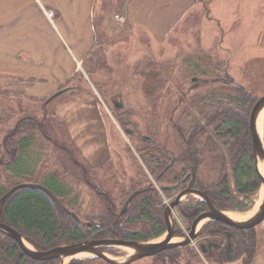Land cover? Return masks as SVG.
I'll return each instance as SVG.
<instances>
[{
  "label": "rangeland",
  "instance_id": "obj_1",
  "mask_svg": "<svg viewBox=\"0 0 264 264\" xmlns=\"http://www.w3.org/2000/svg\"><path fill=\"white\" fill-rule=\"evenodd\" d=\"M130 1L96 0L94 16L99 25L100 48L90 53L78 71L82 79L77 87L92 92L99 100L98 108L106 123L110 142L108 162L81 171L74 168L50 142L35 134L34 152L41 156L45 154L39 162L35 180L39 182L44 174L55 171L72 191L68 199L75 201L72 204L75 211L70 206L64 207L74 214L76 212L80 223H83L84 211L95 212L101 207L104 194L111 191L113 196L116 195L113 192L118 191L115 182L122 184L124 181L121 187L127 189L131 185L129 178L140 179L139 175L151 180L157 192L155 206L159 204L158 209L160 206L164 208L165 203L173 199L176 190L160 188L161 185L170 186L169 183L153 180L149 172L151 166L145 161V157L149 156L146 146L157 140L158 145L174 151L175 155L181 153L182 143L175 123L185 107L192 118L203 123V116L193 103L197 96L211 92L224 93L225 90L217 88L225 85L243 86L257 98L264 95V0H208V18L201 10L202 4L196 2L180 23L162 39L153 37L145 28L134 24L131 17H127ZM148 63L153 67H145ZM220 63L226 64L227 68L223 73H215ZM76 83L72 82L66 87L74 88ZM18 86L15 89L9 84L0 85V118L4 122L0 124V140L14 126L18 115H22V112H17L19 104L24 111L32 105L24 94L23 85ZM5 89L12 92L11 95L4 96ZM16 90L22 91V99H17L19 95L13 93ZM154 134L155 139L152 138ZM195 157L202 160L200 155ZM76 158L82 161L78 156ZM190 163L197 162L191 158ZM0 172L3 177L7 176L5 172ZM205 174L198 172L194 179L201 175L209 181L211 174ZM172 178L169 176L167 181H172ZM7 185V181L0 180V188ZM262 197L260 185L248 196H237L238 202H226L223 211L235 219H246L257 210ZM187 200V197L182 198V206L189 205L186 204ZM70 201L66 199L65 203ZM170 219L183 233L187 225L180 210H172ZM207 223L203 221L198 225V230L203 228V234L209 230L205 228L209 225ZM245 231L234 233L239 242L247 234V249L243 247V251H246L243 253L244 259L242 254L238 260L227 264H246L245 260L252 251V234L255 237L254 255L260 237H264V220ZM173 240L177 241L179 237ZM107 252L113 259L121 260L130 251L123 247H109ZM195 253L197 259L192 264H214L199 254L197 249ZM90 257L88 254L75 255L66 258L63 264H84L90 262ZM92 264L102 263L94 261Z\"/></svg>",
  "mask_w": 264,
  "mask_h": 264
},
{
  "label": "trees",
  "instance_id": "obj_2",
  "mask_svg": "<svg viewBox=\"0 0 264 264\" xmlns=\"http://www.w3.org/2000/svg\"><path fill=\"white\" fill-rule=\"evenodd\" d=\"M207 1L195 0V3L202 4L201 10L208 18L210 3L208 4ZM98 26L94 16L96 39L100 44ZM145 67L150 68L153 65L148 63ZM225 68L227 65L220 63L215 68V73H223ZM81 79L82 74L77 72L72 78L73 82L77 81L74 88H68L66 84L61 89L67 88L64 91L65 94L85 92L82 88H78L79 86L77 87L80 85ZM18 85H23L24 88L27 83L19 79L11 84L13 88ZM217 89L225 90V92L199 95L193 102L203 116V123L195 117L192 118L187 107L183 109L175 123V127L178 125L175 128L176 133L182 141L181 153L173 159L165 150L166 152L163 153L164 162L161 163L155 157L158 152L162 154V147L156 143L157 140H154L152 144L146 146L149 156L145 158L151 166L149 172L156 182L165 180L164 183L172 184L185 175L191 165H193L194 175H197L198 172L203 175L210 173L209 181L201 175L200 178L195 176L197 179L193 180V187L205 191L214 204L223 210L226 209V202L228 204L238 202L237 196H248L256 191L261 184L260 177L254 167L251 154V135L248 129L249 113L257 97L240 85H225ZM5 91L3 92L4 96H9L12 93L6 89ZM13 93L19 95L17 99H22V95H20L22 91L16 90ZM61 94L64 95L63 92ZM61 94L49 101L47 100L50 96L42 99L28 98L32 105L29 109H25V111L28 110L27 113L21 108V103L18 101L21 110L18 109L17 112H22V115H18L14 126L2 135L0 140V171L7 174L6 177H3L0 172V180L8 182L6 187L0 188V197L16 184L38 183L49 189L63 206H70L73 209L72 204L75 201L71 202L68 199L72 191L60 180L55 171L44 174L39 182L35 180L39 162L45 155L41 156L34 152L33 144L36 133L46 142H50L57 152H61L74 168L81 171L91 168L74 146L65 125L58 122L55 117V106L62 96ZM38 116L41 117L38 119ZM3 123V119L0 118V124ZM152 138H156L155 134ZM198 155L202 156V160L195 157ZM76 156L83 163L78 161ZM191 158L197 163H190ZM139 176L140 179L129 178L128 182L130 181L131 185L127 189L121 187L125 183L124 181L122 184L115 182V189L118 191L113 192L116 195L113 196L111 191H108L107 195L102 196L103 207L95 212L84 211L82 214L84 224L75 221L67 211L58 207L44 192L30 188L14 192L5 201L0 221L16 230L25 241L40 251L61 244L84 242L87 239L124 238L126 230L129 228L136 230L142 239L158 236L166 229L162 218L163 206H160L159 209V204L155 206L158 197L151 180L144 179L142 175ZM169 176H173L172 181H167ZM136 191L138 193L129 202L125 212L120 213L124 201ZM66 199L71 203H65ZM201 206L202 203L198 201L187 207L183 205L180 210L187 214L186 217L189 220L192 215L201 210ZM75 214L77 215L76 212ZM86 222L88 226L85 225ZM246 235V239L239 242L240 255L246 252L243 251V247L247 249ZM254 239L252 234V251L245 260L246 264L251 261L254 252ZM56 262V259L39 261L26 256L12 238L0 232V264H56Z\"/></svg>",
  "mask_w": 264,
  "mask_h": 264
},
{
  "label": "crops",
  "instance_id": "obj_3",
  "mask_svg": "<svg viewBox=\"0 0 264 264\" xmlns=\"http://www.w3.org/2000/svg\"><path fill=\"white\" fill-rule=\"evenodd\" d=\"M95 2L0 0V85L11 86L21 79L27 83L26 97L42 99L72 83L90 53L100 48L94 27ZM194 3L195 0H131L127 17L162 39ZM65 96L55 106L57 121L65 125L90 167L104 165L110 158V142L98 98L92 92ZM262 240L263 236L248 264H264Z\"/></svg>",
  "mask_w": 264,
  "mask_h": 264
},
{
  "label": "water",
  "instance_id": "obj_4",
  "mask_svg": "<svg viewBox=\"0 0 264 264\" xmlns=\"http://www.w3.org/2000/svg\"><path fill=\"white\" fill-rule=\"evenodd\" d=\"M64 90L57 91L56 93L52 94L47 101L51 100L52 98L58 96L61 94ZM264 111V95L258 97L256 101L254 102L250 113H249V121H248V129L251 135V144H252V156L254 161V167L256 173L260 177L261 181V188L263 197L261 200L260 205L258 206L257 210L248 218L246 219H235L233 217H230L228 214H226L224 211L217 210L211 202L202 194H200L197 191L193 190H185V192L180 193L174 201H172L164 210V216L165 221L167 225V231L165 234L164 239L161 242L158 243H149V242H141V243H135V242H127L120 239H100V240H94V241H85V242H75V243H68L63 245L55 246L51 249L40 251L36 250L26 243L24 238L18 233L16 230L11 228L10 226L2 223L0 221V232L7 235L8 237L12 238L19 246L22 253H24L26 256L39 261H45V260H51V259H58L60 261L59 264H63L64 260L66 258L80 255V254H90L92 256H97L104 261H106L109 264H128L132 262L133 260H136L140 257L146 256V255H152L158 251H160L164 247V242L166 243L169 239L172 237L171 233V223H170V209L178 203L179 197L184 194H194L199 196L200 198L205 199V201L209 205V211L206 213H203L196 217V219L193 221L191 230L194 231L196 227L203 221L207 220H219L231 227H234L236 229H250L256 225H258L260 222L264 220V175L261 173L260 167H264V133L260 135L258 131V122L261 113ZM38 189L42 192H44L58 207L65 208L60 201L57 199V197L46 187L43 185H40L38 183H20L16 184L13 187H11L8 191H6L1 197H0V215L2 211V207L5 203V201L16 191L21 189ZM172 188V187H170ZM138 192L132 193L127 200L125 201L121 212L124 211L126 206L129 204V202L132 200V198L137 194ZM70 215L78 220V217L73 212H70ZM194 235L191 236L193 238ZM189 241L186 242H178L175 244H171L172 246H182L187 244ZM106 246H115V247H123V248H131L134 251L133 255L126 256L121 260L113 259L108 257L105 253H103L99 248L106 247Z\"/></svg>",
  "mask_w": 264,
  "mask_h": 264
},
{
  "label": "flooded vegetation",
  "instance_id": "obj_5",
  "mask_svg": "<svg viewBox=\"0 0 264 264\" xmlns=\"http://www.w3.org/2000/svg\"><path fill=\"white\" fill-rule=\"evenodd\" d=\"M181 143H182V141H180V144ZM181 148H183L182 144H181ZM187 148L189 149V146H187ZM165 150L174 159V157L176 156L174 151L168 150L166 147L162 146V149H161L162 154L160 152H158L156 157H155V159L157 161H159L161 163L164 162L163 153L166 152ZM251 154H252V149H251ZM145 161L148 162L147 160H145ZM193 180H194V170H193V165H191L189 171H187L185 175L180 177L178 181H175L174 183L170 184V186L161 185L160 188H162V189L176 190V191H174L175 196L173 197V199H171V201H169L168 203H165L166 205L164 206V208L162 210V218H163L165 224H166L165 216H164L165 208L172 201H174L180 193L185 192V190H193V191L199 192L200 194L204 195L217 210L223 211L222 209H219L214 204V202L205 193V191H201V190L193 187ZM170 187H172V188H170ZM168 192L169 191H166V193H168ZM184 197L188 198V200L186 201V204L193 205L194 203H196L198 201H200L202 203L201 210L199 212L195 213L194 215H192L189 220L186 217L187 214L185 212H181V210H180V208L182 206L181 201H182V198H184ZM125 201H124V203H125ZM124 203H123V205H124ZM123 205H122V207H123ZM100 206L103 207L102 204ZM122 207L120 209V213H124L128 206H126L124 211L121 212ZM61 209H63V208H61ZM174 209L180 210L181 217H184V222H186L185 224L187 225L186 228L183 229L184 232L182 233L180 231V229H177L175 223L174 222L172 223V221L170 219L172 237L166 243L164 242V247L160 251H158L152 255H146V256L140 257L136 260H133L132 262H130L128 264H133V263L140 262V261L142 264H192L194 262V260L196 261V259H197V255L195 253L196 249L198 250L199 254H201L205 259H208V260L210 259V262L214 263V264H227V263H231L233 261H236L240 258L239 240L237 238H235L234 233H236L238 231L243 232L245 230L236 229V228L231 227V226H229V225H227V224H225L219 220H207V221H205V222H208L207 224H209L205 227V228H209V230H207V234L202 233L203 228L198 230V226L196 227V229L194 231L191 230L192 223L196 219V217L209 211V205L205 201V199L200 198L199 196L194 195V194H184V195L179 197L178 203L175 204L170 210L172 211ZM63 210L67 211L70 214V211H68L66 208H64ZM171 211H170V213H171ZM74 220L77 222H80L79 219L78 220L74 219ZM85 225L88 226V223L86 222ZM166 231H167V225H166L165 231L162 234H160L158 236L151 237V238L142 239L138 236L136 230L129 228L126 230V235L124 238H104V239H120V240H124V241L131 242V243L132 242H135V243H141V242L158 243L164 239ZM192 235H194L193 238H191ZM175 237H179V240L174 241L173 239ZM209 238L211 240L207 241ZM91 240L96 241V240H100V239H87L86 241H91ZM186 241H189V242L185 245L170 247L171 244H175L178 242H186ZM196 243H197V245H196ZM109 247H115V246H106V247H101L99 249L103 253H105L108 257H110L108 255V252H107V248H109ZM126 249L128 251H130L126 256H130V255L134 254V251L131 248H126ZM88 255H90V254H88ZM110 258H112V257H110ZM56 260H57L56 264L59 263V260L58 259H56ZM94 261H99L102 264H109L106 261H104L103 259H101L97 256H92V255L90 257V262H85L84 264H92Z\"/></svg>",
  "mask_w": 264,
  "mask_h": 264
},
{
  "label": "bare ground",
  "instance_id": "obj_6",
  "mask_svg": "<svg viewBox=\"0 0 264 264\" xmlns=\"http://www.w3.org/2000/svg\"><path fill=\"white\" fill-rule=\"evenodd\" d=\"M263 119H264V111L261 113L259 122H258V131L260 135L262 134V128H263ZM261 173L264 175V167H260Z\"/></svg>",
  "mask_w": 264,
  "mask_h": 264
},
{
  "label": "built area",
  "instance_id": "obj_7",
  "mask_svg": "<svg viewBox=\"0 0 264 264\" xmlns=\"http://www.w3.org/2000/svg\"><path fill=\"white\" fill-rule=\"evenodd\" d=\"M49 14H51V13H49Z\"/></svg>",
  "mask_w": 264,
  "mask_h": 264
}]
</instances>
